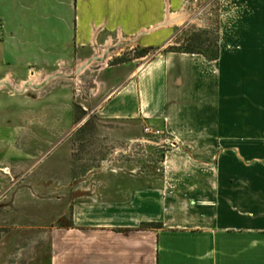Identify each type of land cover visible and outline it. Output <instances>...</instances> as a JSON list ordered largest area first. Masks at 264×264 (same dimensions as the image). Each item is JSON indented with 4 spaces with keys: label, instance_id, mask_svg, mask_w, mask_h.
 <instances>
[{
    "label": "crops",
    "instance_id": "1",
    "mask_svg": "<svg viewBox=\"0 0 264 264\" xmlns=\"http://www.w3.org/2000/svg\"><path fill=\"white\" fill-rule=\"evenodd\" d=\"M214 2L0 0V89L41 92L51 73L80 72L112 46L158 50L102 67L112 76L96 112L124 131H160L169 149L112 171L119 181L60 172L57 248L39 264H264V0ZM212 7L218 59L163 52ZM58 106L31 124L66 129Z\"/></svg>",
    "mask_w": 264,
    "mask_h": 264
},
{
    "label": "rangeland",
    "instance_id": "2",
    "mask_svg": "<svg viewBox=\"0 0 264 264\" xmlns=\"http://www.w3.org/2000/svg\"><path fill=\"white\" fill-rule=\"evenodd\" d=\"M211 1L215 5V0ZM202 6L200 2L199 9ZM217 29L216 8L212 7L208 20H196L163 48L170 50L172 45L193 39L197 49L209 47L213 51ZM143 49L120 45L94 52L92 57L97 59L83 62L80 72L79 62L69 66L66 73H51L49 81L38 87L44 88L41 92L0 89V264H39L43 248H57V234L53 232L59 226L58 182H64L59 173L69 166L78 181H119L118 174L112 172L117 168L153 166L164 157L170 144L158 145L153 131L149 135L145 129L133 127L124 131L122 125L100 122L96 112L107 97L104 85L112 76L101 68L133 60ZM156 52L155 48L150 50L143 61ZM59 103L67 106L70 122L66 129L31 124L49 121L43 117L45 112L58 117L62 113ZM48 105L51 108L45 109Z\"/></svg>",
    "mask_w": 264,
    "mask_h": 264
},
{
    "label": "trees",
    "instance_id": "3",
    "mask_svg": "<svg viewBox=\"0 0 264 264\" xmlns=\"http://www.w3.org/2000/svg\"><path fill=\"white\" fill-rule=\"evenodd\" d=\"M215 49L213 51L208 47L207 50L202 51L200 49L196 48L197 42H195L193 39L186 41L184 40L183 45L177 46V44L172 45L170 47V50H163V52H179V53H190V54H203L207 59L209 60H216L219 57V45H218V39L216 40ZM153 48H144L137 56H135L133 59L136 58H142L147 55V53L152 50ZM209 52H212V54H207ZM122 62V61H119ZM117 62V63H119ZM144 227H146L144 225Z\"/></svg>",
    "mask_w": 264,
    "mask_h": 264
},
{
    "label": "built area",
    "instance_id": "4",
    "mask_svg": "<svg viewBox=\"0 0 264 264\" xmlns=\"http://www.w3.org/2000/svg\"><path fill=\"white\" fill-rule=\"evenodd\" d=\"M151 131H153V130H150L149 128L145 129V132L148 134H150ZM152 133H154L156 137L160 135V131H158V130H154Z\"/></svg>",
    "mask_w": 264,
    "mask_h": 264
},
{
    "label": "bare ground",
    "instance_id": "5",
    "mask_svg": "<svg viewBox=\"0 0 264 264\" xmlns=\"http://www.w3.org/2000/svg\"><path fill=\"white\" fill-rule=\"evenodd\" d=\"M32 76H33V75H32ZM32 76H31V78H32ZM33 78H34V76H33ZM31 81H32V80H31ZM31 81L29 80V82H31ZM37 81H39V80H37ZM29 82H28V83H29ZM22 86H23V85H22Z\"/></svg>",
    "mask_w": 264,
    "mask_h": 264
}]
</instances>
